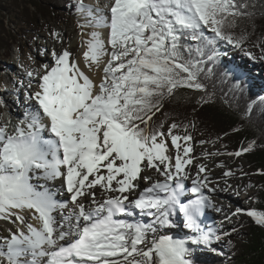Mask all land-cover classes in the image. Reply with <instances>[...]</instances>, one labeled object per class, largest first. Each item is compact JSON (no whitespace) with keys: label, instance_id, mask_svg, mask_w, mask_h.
Segmentation results:
<instances>
[{"label":"snow or ice","instance_id":"1","mask_svg":"<svg viewBox=\"0 0 264 264\" xmlns=\"http://www.w3.org/2000/svg\"><path fill=\"white\" fill-rule=\"evenodd\" d=\"M105 7L107 15L78 5L88 16L79 27L108 30L106 42L99 31L84 41V65L89 71L102 66V77L90 79L67 50L53 53L54 64L44 66L38 90L25 93L35 105L11 132L10 122L0 126V220L24 226L0 237V264H195L189 245L221 239L200 224L211 207L202 191L207 178L193 180L187 191L194 198L183 199L191 136L174 134L175 123L165 136L149 121L177 89L204 90L185 41L198 42L199 53L200 45L214 43L207 29L240 47L243 37L234 39L225 29L235 27L243 6L236 0H111ZM149 169L163 180L138 191L139 181L150 179L142 176ZM54 181H60L59 189L49 187ZM97 188L107 194L103 199L96 198ZM58 193L67 198L57 199ZM178 214L194 235H159L174 226ZM247 215L264 226V213Z\"/></svg>","mask_w":264,"mask_h":264},{"label":"trees","instance_id":"2","mask_svg":"<svg viewBox=\"0 0 264 264\" xmlns=\"http://www.w3.org/2000/svg\"><path fill=\"white\" fill-rule=\"evenodd\" d=\"M28 3L36 15H42L38 7L43 4L70 5L72 0H31ZM242 5L244 15L237 17L235 27L225 31L241 44L260 46L264 44V0H236ZM14 12L25 15L21 6H14ZM27 16V15H26ZM30 23L34 22L30 20ZM36 23V22H35ZM4 24L0 23V51L4 36ZM24 33V31H23ZM213 44L200 45L201 51L196 52L198 42L185 41L192 47L191 59L197 64L198 82L203 91L180 88L170 97L161 102L160 110L155 112L149 126L158 129L167 136L165 125L176 124L174 134L196 128L207 131L212 140H221L234 152L241 148L251 149L243 152V157L255 170L260 181L257 191L256 207L258 213H264V95L258 94L250 85V80L238 76L237 71L225 64L215 53L219 43H227L214 38ZM8 50V49H7ZM188 58V53H184ZM206 100L207 103H203ZM143 126V125H142ZM177 135V134H176ZM187 135V133H186ZM256 196V194H255ZM241 234L238 242L229 241L216 245L215 238L209 246L189 245L194 249L190 258L195 264H264V226L258 225L247 217L241 223Z\"/></svg>","mask_w":264,"mask_h":264},{"label":"rangeland","instance_id":"3","mask_svg":"<svg viewBox=\"0 0 264 264\" xmlns=\"http://www.w3.org/2000/svg\"><path fill=\"white\" fill-rule=\"evenodd\" d=\"M90 0H72V3L70 5L62 4H55L48 5L43 4V6L38 7V9L41 11V16L36 15L35 12H33L32 7L28 5V3L32 2L31 0H0V23L3 22L5 30H4V36L3 41L1 42V46L4 47L3 50L0 51V78L2 79L1 84H3L8 91H6V94H10L14 98V102L16 106L19 105V102L21 100L26 101L25 91L22 93V97H19L18 93H21L17 91L16 89H22V87L19 86V78L16 74L15 68L13 69V66L11 63L14 64V67L20 69V72L24 74V76L27 77V73L29 66L33 64V62L36 61H43L44 57H48L50 61L54 62V48L51 46L50 49H45L44 47L37 48V43L40 41L42 44H44L48 38L54 37L57 38L58 35L60 36V31L52 30V27H76L75 33L72 35L73 37L66 38L64 42V47L71 49L72 46V40L74 38H77L78 36H81L82 41L77 44V46L74 48L73 56L70 60L75 61L76 63H79V57L82 54L84 41L89 39V34L93 31L91 27H84L81 28L79 25H84L85 22H83L80 19L79 13H77V7L81 3H89ZM99 2H101L99 4ZM96 5L105 7L104 4L109 3L108 0H99ZM14 6H21L22 11L25 13L27 10L28 12L25 13V15H20L18 12H14L13 8ZM107 9V8H106ZM27 15V16H26ZM62 18L64 23H59L58 19ZM30 20L34 22L30 23ZM36 22V23H35ZM24 31V33H23ZM53 33H56L57 35L54 36ZM205 33L207 35H212L213 33L207 31L205 29ZM63 38V35H62ZM68 42V43H67ZM67 43V44H66ZM66 44V45H65ZM237 47H234L231 44L228 43H219L217 45V48L215 49V53L218 55L219 59L222 60L225 64L230 66L232 69L237 71L238 76H240L243 79L250 80L251 87L257 91L258 94L264 95V85H262L260 82H257L253 80L254 76L257 74L254 72L255 67H258L259 70H261V73L264 76V44L260 46H254L252 44H240L239 49L242 50L243 53L233 55L236 53ZM8 49V50H7ZM226 50V52H223L222 50ZM230 52H232L230 54ZM22 54H25L27 56V59H23L22 63ZM248 54H251V57H254V59H250V56ZM21 56V57H20ZM21 58V59H20ZM253 60V61H252ZM245 62L246 64V70L241 71L240 62ZM256 61V62H255ZM41 67L44 68L45 64H41ZM32 78H35L36 73L32 72ZM257 76V75H256ZM29 83H32V80H26V86L29 88ZM18 87V88H17ZM2 91H0V98H5L3 96ZM3 96V97H2ZM21 99V100H20ZM1 106V104H0ZM10 106L13 108L15 107L13 104H10ZM21 109V108H20ZM23 110V109H22ZM8 114L3 110L2 113H0V119H5V121H8ZM170 125H165L164 131H167L169 129ZM192 127V126H191ZM189 127V131H180L179 133H175L180 136L189 135L191 136V140L187 142L188 145L192 146L193 141L195 139H198L202 145H205L207 147L212 145H217L220 149L223 148V150L226 151L225 155L223 156L226 160L232 159L233 161L236 160V163L234 166L230 164L225 165V167H221L218 165H215L214 168H220L221 170L228 168L229 173H233L235 170V165H237L241 170H246L247 175L250 176V180L252 181L251 187H246L245 192H240V196H245V194L248 192L249 195L244 197L245 199L242 201L247 208L239 209L237 218L233 217H225L227 221H231V225L229 227H219L220 226V219L216 220V228L214 230L215 235H219L220 237L224 236V241L222 243H229V241L238 242L240 239L241 234V223L249 217L247 215L248 211H256V201H257V191L260 187V181L258 179V175L255 170L251 169L246 160L243 157V152L241 155H229V153H235L234 150L231 149V147L225 146L221 140H212L209 136L207 131L202 132L201 130H197L196 128ZM9 128L10 125H9ZM8 128V129H9ZM181 146H185V142L183 140L179 141ZM168 147L170 149V153L172 152L175 156L176 149L172 147L171 140L168 138L167 140ZM243 148H241L238 151H241ZM182 151V148H181ZM169 153V154H170ZM214 158H217L219 156H222L220 154H214ZM142 176H146L144 173H142ZM148 177V176H147ZM225 178V177H224ZM149 180L145 181L143 179L140 180V183H144V187L149 186ZM40 183V181H39ZM59 194V193H58ZM256 194V196H255ZM60 197L62 194L59 195ZM188 197V196H187ZM220 203L227 204L228 202L226 200H221ZM59 217V215H57ZM179 216V215H178ZM180 223H183V217L179 216ZM252 219V218H251ZM220 220V221H219ZM179 227V226H178ZM175 224L170 229L177 230L178 228ZM183 227V226H182ZM181 228V225H180ZM186 230L188 228L184 227ZM219 228V229H218ZM6 228L0 224V232H4ZM205 232H208L209 230H203ZM169 233V230L166 231ZM187 233V232H186ZM183 234V239L187 237L188 239L194 235L193 231L191 233ZM164 235V234H163ZM149 241H151V236L148 237ZM214 239V237H213ZM216 241V245H219V241Z\"/></svg>","mask_w":264,"mask_h":264},{"label":"bare ground","instance_id":"4","mask_svg":"<svg viewBox=\"0 0 264 264\" xmlns=\"http://www.w3.org/2000/svg\"><path fill=\"white\" fill-rule=\"evenodd\" d=\"M99 0H90L89 3L85 4L86 7H91L93 10H95L97 7H99L106 15L108 13V11H105L106 9H104V7L101 6H97L96 3H98ZM108 2L110 3L111 0H108ZM100 4V2H99ZM104 9V10H103ZM80 18L83 22L87 23L88 20V16L86 12H80ZM95 14V11L94 13ZM59 23H64L63 19L60 18L58 19ZM52 30L55 31H60V36L58 35L57 38L54 37H50L47 39V41L42 44L40 41L37 43V48L39 47H44L45 49H50L51 46H53L54 48V53L56 54H60L63 51L67 50L71 53L70 59L73 56L74 53V48L77 46V44L79 42L82 41L81 36H78L77 38H74L72 40V46L71 49L64 47V42L66 40V38L68 37H73L72 35L75 33L76 31V27H52ZM93 31H99L101 33V37L105 40V42L107 41V35H108V31L106 29H94L92 28ZM63 35V38H62ZM89 38V37H88ZM68 43V42H67ZM66 43V44H67ZM65 44V45H66ZM83 50H82V54L79 57V63H77L79 65V67L81 68V70H83L85 72L86 75H88L90 77V79H92L94 82H97L103 75L102 73V66L100 69H96L94 68L92 71H89L85 65H84V60H83V53L86 50L85 45H83ZM241 50V49H240ZM223 52H226V50H222ZM238 54V52H236ZM236 53H234L233 55H236ZM21 57V56H20ZM22 59L26 60L27 56L25 54H22ZM20 58V59H21ZM107 59V57L105 58V60ZM253 61V60H252ZM256 62V61H255ZM45 64V65H53L54 62L52 63L50 61V59H48V57H44L43 61H36L33 62V64L31 66H29L28 71L34 72V74L36 73L37 75H35V78L30 79L28 76H24V74L19 73L20 69L16 68V66L14 67V64L11 63V65L13 66V69L15 68L16 70V74L18 75L19 78V86L22 87V89H16L17 91L21 92L18 93L19 97H22V93L23 91H25L24 93H34L35 91L38 90V82L40 79V76L44 73L45 68L41 67V64ZM240 67H241V71H245L246 70V64L245 62H240ZM255 67V71L257 74V76L255 75L253 78V80L260 82L262 85H264V76H262L263 74L261 73V70H259L258 67ZM264 67V64H263ZM264 69V68H263ZM32 80L31 86L29 88H27L26 86V80ZM2 82V79L0 78V83ZM21 82H23V86H21ZM264 87V86H263ZM3 88V85H2ZM18 88V87H17ZM5 96V98H0V113H2V111L4 110L9 118H10V127L8 129L9 132H11L13 130V127L19 123L20 119H23L24 117V112L25 109L30 107V106H34L35 102L28 100L26 98L25 100H21L19 102V105L16 106L15 102H14V98L10 95V94H6L3 95ZM2 96V97H3ZM10 104H13L15 107H11ZM21 108V109H20ZM23 109V110H22ZM5 123H8L7 120L5 121V119H0V126L4 125ZM45 135H47L45 133ZM192 151L190 152V157L192 159V163L190 165H187L185 168V171L188 174V178L183 180V183L185 185V189H186V193L188 198L192 197L191 192L187 191V189H190L192 187V183L193 180H196L197 177L199 176L201 179L203 178H207L206 183L208 185L207 188H203L202 191L204 192V194L209 198V201L211 203V207H208L204 210L203 215L200 218V224H201V228L204 230H211L214 233V230L216 228V220L215 219H220V228L221 227H229L231 225V221H227L226 219H224L225 217H233L237 218L238 216V209H243V208H247V206L242 203V201L245 199L244 197L248 196L249 193L247 192L245 194V196H240V192H245L246 187H251V183L252 181L250 180V176L247 175L246 170H241L237 165H235V170L233 171V173H231L228 176H225L224 173L228 172V168H225L223 170H221L220 168H214L215 165L218 166H223L225 167V165L230 164L232 166H234V164L236 163V160H232V159H228L226 160L223 156L225 155L226 151L223 150V148H219L217 145H212V146H205L202 145L200 143V141L198 139H195L193 141V144L191 146ZM214 154H220L222 156H219L217 158H214ZM170 155H173V153L171 152ZM174 163V161H173ZM203 166L205 168V171L203 173L199 172V167ZM146 176H148L149 179V186L151 183L156 182L157 180L162 181L163 177L159 176V174L154 170V169H149L146 170L145 172H143ZM225 177V178H224ZM33 183H37V181H32ZM40 183H44V181H40ZM55 187L57 189H59L60 187V181H54V182H49V187ZM144 187V183H140L139 181V190H142ZM208 188H212L214 189V191L209 192ZM225 189H227L225 191ZM95 194H96V198L97 199H103L104 195L107 194H102L101 191L97 188L94 190ZM185 193V194H186ZM60 194L57 195V199H66V194H62V196H59ZM183 199H185L183 197ZM221 200H226L228 203L227 204H222L220 203ZM242 200V201H241ZM88 202H90V198L88 200ZM69 207H71V205H69ZM217 209H219V211H217ZM249 209V207L247 208ZM235 213V214H234ZM56 215H59V212L56 213ZM179 215V214H178ZM177 215V217L174 218L175 221V225L178 227L177 230H172L170 228H162L159 230V235H169L172 236L173 238L176 239H183V234L188 235V233H191L192 230L188 229L186 230L184 227V225L182 223H180V219L179 216ZM58 217V216H57ZM25 219L28 223H32L33 225L36 224L35 221H33L31 219L30 214L25 213ZM144 221H148L151 218L150 217H142L141 218ZM12 220H14V217L12 218ZM219 220V221H220ZM0 224L3 225L6 230L2 233L0 232V237H8L11 233L16 232L17 228H23V225H20L18 222L13 223L9 220H0ZM181 225V228H180ZM183 226V227H182ZM215 227V228H214ZM219 229V228H218ZM169 230V233H167L166 231ZM152 235L151 239H152ZM184 239H187V237H185Z\"/></svg>","mask_w":264,"mask_h":264}]
</instances>
